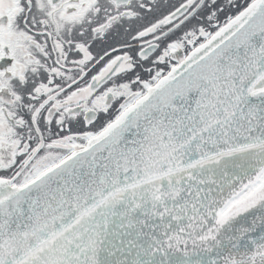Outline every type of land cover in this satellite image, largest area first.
<instances>
[{
	"label": "snow or ice",
	"instance_id": "obj_1",
	"mask_svg": "<svg viewBox=\"0 0 264 264\" xmlns=\"http://www.w3.org/2000/svg\"><path fill=\"white\" fill-rule=\"evenodd\" d=\"M0 264H264V0H0Z\"/></svg>",
	"mask_w": 264,
	"mask_h": 264
},
{
	"label": "flooded vegetation",
	"instance_id": "obj_2",
	"mask_svg": "<svg viewBox=\"0 0 264 264\" xmlns=\"http://www.w3.org/2000/svg\"><path fill=\"white\" fill-rule=\"evenodd\" d=\"M177 0H170V3H176Z\"/></svg>",
	"mask_w": 264,
	"mask_h": 264
}]
</instances>
